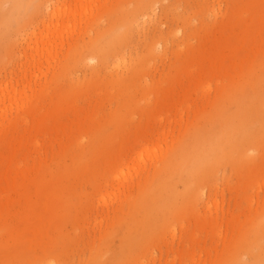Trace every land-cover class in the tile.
<instances>
[{
    "label": "rangeland",
    "instance_id": "rangeland-1",
    "mask_svg": "<svg viewBox=\"0 0 264 264\" xmlns=\"http://www.w3.org/2000/svg\"><path fill=\"white\" fill-rule=\"evenodd\" d=\"M0 264H264V0H0Z\"/></svg>",
    "mask_w": 264,
    "mask_h": 264
},
{
    "label": "bare ground",
    "instance_id": "bare-ground-1",
    "mask_svg": "<svg viewBox=\"0 0 264 264\" xmlns=\"http://www.w3.org/2000/svg\"><path fill=\"white\" fill-rule=\"evenodd\" d=\"M31 0H16V5L17 6H24V5H28V3L30 2ZM70 11H68L67 13H69ZM55 14H56V11L54 12V14H53V18H54V16H55ZM68 15V14H67ZM113 38H111V40H112ZM110 40V41H111Z\"/></svg>",
    "mask_w": 264,
    "mask_h": 264
}]
</instances>
